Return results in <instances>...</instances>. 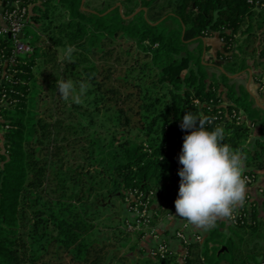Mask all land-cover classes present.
Masks as SVG:
<instances>
[{
    "label": "trees",
    "instance_id": "1",
    "mask_svg": "<svg viewBox=\"0 0 264 264\" xmlns=\"http://www.w3.org/2000/svg\"><path fill=\"white\" fill-rule=\"evenodd\" d=\"M127 2L98 10L84 0H35L29 10L24 40L33 51L18 58L8 86L10 103L0 106V264H114L103 241L94 238L95 224L69 218L42 199L56 195L57 201L80 202L94 195L98 202L120 201L130 209L137 196L149 201L148 227H158L163 215L176 210L183 167L179 156L191 131L180 127L187 112L208 117L209 130L222 127L224 143L244 157L243 175L257 178L264 163V106L235 75L249 71L256 56L264 58V38L257 31L264 25V0L259 5L248 0ZM131 4L134 8H128ZM58 6L68 16L59 27L70 28L71 39L58 36L56 44L76 49L73 61L65 60V71L92 86L97 109L112 111L111 121L119 129L103 139L86 136L85 152L94 162L79 167L80 172L69 169L70 175L49 171L43 151L83 136L64 118L49 120L38 113L41 99L50 94L40 82L48 66L44 62L37 70L38 58L50 57L56 61L52 70L60 68L56 51L41 41L52 32L46 20ZM211 36L218 37L220 47L206 59L212 48L206 38ZM129 60L136 72L116 78ZM254 78L264 85L257 72ZM57 79L46 81L51 90H56ZM68 128L74 131L66 134ZM242 207L248 212L244 223L218 220L201 240H181L184 264H259L264 257V240H259L264 238V202L246 197ZM226 223L232 232L221 240ZM148 230L133 231L137 243ZM159 233L171 248L166 233ZM157 246L140 248L144 256L136 263L179 264L172 248L162 256ZM258 250H263L260 259Z\"/></svg>",
    "mask_w": 264,
    "mask_h": 264
},
{
    "label": "rangeland",
    "instance_id": "2",
    "mask_svg": "<svg viewBox=\"0 0 264 264\" xmlns=\"http://www.w3.org/2000/svg\"><path fill=\"white\" fill-rule=\"evenodd\" d=\"M162 1L165 2L167 0ZM121 2L128 3L127 0H84V3H86V6L88 8H95L98 10H103L109 7L110 5L114 6L116 5V3L120 4ZM127 6L128 8H134V4ZM62 12V7L60 6L51 9L50 17L46 20V22L47 28L50 27L52 32L49 36L43 35L41 37V41L46 42L47 48H51L52 52L56 51L58 60H60L59 58L62 55V51L67 47V45H64L62 42L56 44L57 37L63 36V41L65 42H69V40L71 39V36L67 34V32L70 31V28H66L65 25L62 28L59 27L61 23L66 21V19L68 18V16ZM253 30H256V27L253 28ZM257 31L261 34L260 37L264 38V25L261 29H258ZM260 37L258 38L257 44H259ZM261 44L264 45V40ZM195 46H197L196 43L191 45L192 48H194ZM205 57L206 59L210 57L213 58L214 53L210 50L209 53H206ZM44 62H46L48 69L42 76H40V82L44 83L43 86L45 90L50 92V94L47 95L46 98L41 99L38 107L39 115L49 120L64 118L66 122L75 124V126L79 130L78 134L83 137L74 138L70 142L61 141L60 144L62 145L60 146L50 145L48 149L43 151V156L47 159V167L49 171L52 172L53 170H63V172L70 175L71 170L69 169L77 170L78 172H80L82 170V167L86 168L87 166L92 165L94 162V160L89 159L85 152L86 149L89 148V143L86 140V136L88 137L90 136V134H92L94 136L96 135L98 138L103 139V136L110 137L113 133H117L119 129L118 127H116L114 122L111 121V119L114 117L112 111H105V109L99 111L97 109L96 103L93 102V98L95 95L91 94L89 90L90 88H92L91 85L88 89L86 96L83 97L84 103L80 105H77L70 101L65 102L59 94V90L57 88H55L56 90H51L50 85L46 84V81L48 82L50 79L72 78L74 81L77 82L83 79H81V76H74L72 72L65 71V60L63 62L60 60V64L58 63L60 67L59 69L52 70V66L55 64L56 61L51 60L50 57H40L38 58V64L36 66V69L39 70L44 64ZM133 66L134 65H132L131 61L129 60V62L127 64L125 63L123 66L124 69L122 70H124V72H122L120 69L115 73L114 76L116 78L119 76H123L125 71H128L129 76H131L130 74L136 72L134 69H132ZM98 106H101V103H99ZM45 111L47 112L45 113ZM69 131L72 132L74 130L68 128L66 130V134H68ZM0 144L3 148L2 140H0ZM77 189L80 190V188ZM107 201V199H105V201L103 199V201L98 202L94 195L90 196L89 199H84L80 202L76 201L74 198H64L63 201H57L56 195H53L50 198L45 196L42 199V202H45L44 205L48 202H53V208H62L60 209L62 213L65 216H68L69 218L81 217L90 220L93 224H95L94 238L101 239V241H103V244L106 246L105 254H107L108 257L113 256L114 264H137L136 260L144 256L142 255L140 249L145 246V244L143 243L144 238L141 239L139 243H137V234L129 230L126 224L128 219H135L137 215L134 211L129 209L127 204H124L123 202L114 201V204H111V202L104 203ZM259 201L261 203L264 202V198L262 197ZM260 209V214L264 219V209L262 207ZM161 218L162 221L160 223L163 225V227L170 224L168 217L166 218V216L163 215ZM184 223L185 221L182 222L181 228H183ZM225 225L226 226L224 227V232L226 234L220 236L221 240H223L226 235L232 232V226H230L228 223H226ZM190 226L192 225L190 224ZM190 226L187 229L188 231L190 230ZM175 227L176 226H174V228ZM174 228L173 234L176 233V229ZM192 229L190 231H192ZM200 234L206 236L207 232L204 234ZM259 240L263 241L264 238H259ZM184 254L185 253L183 252L182 256H184ZM262 254L263 250H258L257 255L259 259L262 257ZM181 261L182 260L180 259L179 264L183 263Z\"/></svg>",
    "mask_w": 264,
    "mask_h": 264
},
{
    "label": "clouds",
    "instance_id": "3",
    "mask_svg": "<svg viewBox=\"0 0 264 264\" xmlns=\"http://www.w3.org/2000/svg\"><path fill=\"white\" fill-rule=\"evenodd\" d=\"M73 45L62 51L60 60L73 61ZM59 94L65 102L83 104L90 84L72 78L57 79ZM210 123L203 114L187 112L181 129L190 132L185 136L179 163L180 188L175 200V214L194 228L210 231L218 220L234 219L235 211L246 200V171L242 153L224 143L222 127L209 130ZM163 159V157H162Z\"/></svg>",
    "mask_w": 264,
    "mask_h": 264
},
{
    "label": "built area",
    "instance_id": "4",
    "mask_svg": "<svg viewBox=\"0 0 264 264\" xmlns=\"http://www.w3.org/2000/svg\"><path fill=\"white\" fill-rule=\"evenodd\" d=\"M253 5H259V0H248ZM35 0H0V106L10 103L8 100V86L13 83L11 75L17 72L16 64L19 57L29 55L33 51L31 44L24 40V29L27 24L29 10ZM246 186L256 180L255 175L246 174ZM246 197L250 196L246 192ZM134 204L130 209L141 218L129 221L127 228L131 231L149 228L147 233L156 234L157 250L162 254L170 250L160 235L158 227H148L150 223L151 211L149 201H143L140 197L134 198ZM248 216L247 209L239 207L234 213V219L229 220L233 224L244 223ZM190 224L185 220L184 226L176 230L177 238L183 241L191 239L201 240V234L188 231ZM259 264H264V257Z\"/></svg>",
    "mask_w": 264,
    "mask_h": 264
},
{
    "label": "crops",
    "instance_id": "5",
    "mask_svg": "<svg viewBox=\"0 0 264 264\" xmlns=\"http://www.w3.org/2000/svg\"><path fill=\"white\" fill-rule=\"evenodd\" d=\"M206 42L207 44H212V48L206 51V53H209L210 50L214 53L216 52L215 50L220 47V41L217 36L207 37ZM256 59L257 61H255ZM255 60H252V68L249 69V71L240 72L235 76L238 77V81L240 83L246 84V86L256 96L258 103L264 106V85L260 86L257 79L254 78V74L257 72V74L260 75L262 81H264V58L256 56ZM246 188L247 194L252 199L259 201L262 197H264V163L260 165L257 169L256 180L252 184L247 185ZM175 211L176 210H174L173 213L166 215V218L168 217L170 224L163 227V225L160 223L158 228L160 231L166 233L165 235H167V237L169 238L171 248L178 254V262L181 259V262H183L182 264H184V256H182V254L186 251L185 246L183 245V241L173 236V228L174 226H176L174 229H181L182 222H184L185 219H182L181 217L177 216L175 214ZM191 229L193 232H199L203 234L208 232L194 228L193 226H190V230ZM143 238V243L145 244V246H147V248L151 245L156 244L158 240L156 234L152 233L145 235Z\"/></svg>",
    "mask_w": 264,
    "mask_h": 264
}]
</instances>
